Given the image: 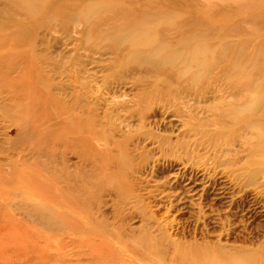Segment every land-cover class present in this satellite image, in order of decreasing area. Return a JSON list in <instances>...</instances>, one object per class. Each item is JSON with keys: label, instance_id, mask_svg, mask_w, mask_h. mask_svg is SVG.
I'll use <instances>...</instances> for the list:
<instances>
[{"label": "rangeland", "instance_id": "1", "mask_svg": "<svg viewBox=\"0 0 264 264\" xmlns=\"http://www.w3.org/2000/svg\"><path fill=\"white\" fill-rule=\"evenodd\" d=\"M166 1L184 4L182 8L189 1L214 5L215 12L232 8L244 13L227 20L229 24L246 14L236 2L240 0ZM4 2L0 0V4ZM248 3L259 5L264 0ZM259 13L264 15V8ZM259 24L243 36L261 34L264 26L257 31ZM237 36L233 33L230 38L236 42ZM89 44L94 50L88 47L79 51L85 66L79 80L95 94L96 113L103 117L102 126L108 131L105 134L111 145L100 140V131L87 132L90 125L98 126L95 118L83 117L86 124L79 122L81 117L65 122L63 116L57 117L54 110L45 108L52 104L28 73L29 61L18 63L12 74L2 66L18 87L27 90L29 98L14 105L7 101V106L13 105L14 109L4 110L6 94H0V264H167L170 255L162 254L150 240L161 235L186 242L205 236L224 248L233 244L261 246L257 260L261 257L264 264V190L241 188L226 169L216 168L206 159L205 153L212 150L208 145L185 166L180 149L175 147L170 157L161 161L163 153L157 141L152 144L144 136L150 133L168 137L174 144L185 141L191 148L189 126L198 124L183 106L175 104L182 95H176L175 103L176 96L158 95L152 105L155 113L150 112L152 108L145 114L131 112L135 108L133 97L138 93L131 82L139 78L163 79L175 72L163 69L151 73L130 63L117 68L114 74L107 73L104 66L113 59L109 54H125L127 45L99 41ZM72 47L62 46L66 52ZM12 52L9 50L8 55ZM86 56L97 62L87 65ZM225 74L223 70L220 84L231 82ZM57 81L66 88L60 92L62 98L70 100L73 90L78 89L75 83L64 77ZM192 96L195 109H214L223 102L220 95ZM167 106L169 113L163 109ZM73 110L74 115L81 116L77 108ZM214 115L209 112L202 117L211 121ZM12 171L18 175H12ZM31 179L36 180L35 184ZM37 181L48 197L37 191ZM224 217L230 223H223ZM94 244L103 253L86 256L88 246Z\"/></svg>", "mask_w": 264, "mask_h": 264}, {"label": "bare ground", "instance_id": "2", "mask_svg": "<svg viewBox=\"0 0 264 264\" xmlns=\"http://www.w3.org/2000/svg\"><path fill=\"white\" fill-rule=\"evenodd\" d=\"M4 1L0 4V94H6L2 109H14V103L29 98L27 90L9 78L15 66L26 60L29 61L28 73L45 91L47 102L52 104V107L47 105L45 108L54 110L57 117L63 116L65 122L81 117L79 122L86 124L83 117L95 118L98 126L90 125L87 132L100 131V140L111 145L105 134L108 131L102 126L103 117L96 113L95 94L79 80L85 70L81 63L84 55L79 51H86L88 47L93 49L89 44L93 41L110 45L120 42L127 45L128 51L109 54L113 59L104 66L107 73L114 74L117 68L130 63H137L151 73L163 69L175 72V75L169 74L163 79L152 77L155 80L144 78L140 81L139 78L131 82L138 88L133 97L135 108L131 112L138 110L139 114H145L158 95L171 98L178 94L182 95L179 101L175 103L176 96L173 102L183 106L198 124L189 126L190 149L185 141L174 144L168 137L145 133L152 144L157 141L163 153L160 154L161 161L167 160L177 147L187 166L186 161L199 156L204 145H208L212 150L205 153L206 159L211 160L216 168L226 169L228 175L241 183V188L264 190V31L249 35L251 38L243 36L258 23L257 31L264 26V15L259 13L264 3L259 4L260 7L257 3L250 5L249 0L236 1L240 4V11L243 9L246 14L229 24L227 20L244 13L239 14V10L233 11L232 8L215 12L214 5H196L189 1L185 8H182L184 4L177 6L166 0ZM216 17L220 19H211ZM233 33L238 35L236 42L230 38ZM72 44L73 49L67 52L62 48ZM9 50H13L10 56ZM86 61L89 66L97 62L90 56H86ZM223 70L231 80L226 79L229 84L219 83ZM63 77L72 80L79 89L73 90L67 101L60 94L66 88L57 81ZM215 79L220 86L215 84ZM192 95L197 98L220 95L223 102L214 109H195ZM7 101L13 105L7 106ZM75 108L81 116L73 114ZM163 109L165 113L170 111L168 106ZM150 112L155 113V110L152 108ZM209 112L215 114L211 121L202 117ZM11 174L18 175L16 171ZM31 181L36 182L35 179ZM37 182V191L44 195L42 183ZM223 223H230L229 218L224 217ZM150 240L158 251L170 255L167 264L171 261L178 264H261L262 261L261 257L257 260L261 246L233 244L224 248L205 236L189 242L172 240L165 235ZM77 246H80L78 242ZM88 247L90 252L86 256L103 253L96 244Z\"/></svg>", "mask_w": 264, "mask_h": 264}]
</instances>
